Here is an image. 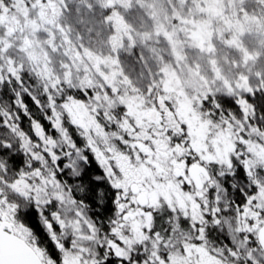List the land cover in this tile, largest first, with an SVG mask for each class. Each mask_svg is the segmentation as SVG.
Returning a JSON list of instances; mask_svg holds the SVG:
<instances>
[{"label": "snow or ice", "instance_id": "1", "mask_svg": "<svg viewBox=\"0 0 264 264\" xmlns=\"http://www.w3.org/2000/svg\"><path fill=\"white\" fill-rule=\"evenodd\" d=\"M0 264H264V0H0Z\"/></svg>", "mask_w": 264, "mask_h": 264}]
</instances>
